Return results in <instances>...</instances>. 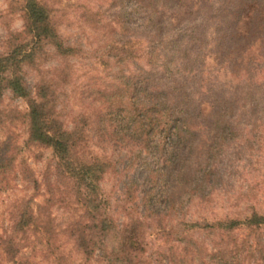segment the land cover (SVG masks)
<instances>
[{"label": "trees", "instance_id": "obj_1", "mask_svg": "<svg viewBox=\"0 0 264 264\" xmlns=\"http://www.w3.org/2000/svg\"><path fill=\"white\" fill-rule=\"evenodd\" d=\"M22 2L25 28L10 35L8 50L0 54V102L6 90L28 101V142L53 149L58 174L70 184L67 195L81 213L57 223L46 206L57 197L53 190L37 211L32 200L21 203L12 232L1 241L6 258L12 264H41L25 252L36 242L52 264H153L147 229L148 221H157L169 241L168 264H264V213L198 220L185 214L169 229L164 223L177 208L202 207L225 188L232 146L250 140L264 145V0H115L121 11L118 29L105 23L115 36L106 65L117 71L102 82L106 86H93L91 103L99 102L100 112L80 107L71 115L62 88L69 74L58 68V80L48 79L40 65L49 46L63 58L81 49L63 39L49 6ZM134 13L146 19L145 35L130 41ZM27 68L40 72L35 95ZM223 74L230 83L219 84ZM98 141L115 151L136 148L131 151L137 158L146 151L162 180L156 193L143 198L145 212L128 213L121 226L101 189L115 162L94 152ZM12 164V156L0 154V175ZM155 199L166 203L167 215L153 212ZM241 230L250 234L240 237ZM62 236L72 250L59 245ZM73 251L81 259H74Z\"/></svg>", "mask_w": 264, "mask_h": 264}, {"label": "rangeland", "instance_id": "obj_2", "mask_svg": "<svg viewBox=\"0 0 264 264\" xmlns=\"http://www.w3.org/2000/svg\"><path fill=\"white\" fill-rule=\"evenodd\" d=\"M41 2L52 9L53 19L63 39L81 49L75 56L63 58L55 54L54 49L49 46L47 48L49 55L41 61L40 67L43 71L41 74L48 79L57 80L56 69H65L69 74L66 84H62L65 93L64 105H67L68 115L80 107L85 109L91 107L92 111L100 112L99 102L91 103L93 86H106L102 82L111 81L115 74L114 70L117 71L114 67L111 71L110 66L106 65V61L112 56L109 53V44L115 36L109 35V28L106 30L105 23H110L111 27L118 29L116 19L121 6H116L115 0H41ZM145 21L143 15L131 14L130 29L127 32L130 41L144 39ZM24 28L25 11L22 0H0V54L8 50L6 42L10 35L21 33ZM121 44L122 41L117 42V45ZM255 48L258 49L259 45L253 50ZM26 71L30 88L35 95V85L40 79V72L33 68H27ZM219 82L230 83L231 79L223 74L219 76ZM28 109L27 100L14 97L9 90L5 91L0 102V154L5 157L12 156L13 164L7 169V174L0 175L1 264H12L5 256L1 241L12 232L14 214L21 203L32 200V207L37 211L38 205H45L46 199L52 197L50 191L53 190V195L57 197L51 205L46 206H49L48 210L53 213L57 223L62 224L68 217L81 213V208L71 203L67 195L70 184L58 174V161L53 149L28 142ZM250 136L252 138H249L253 139L255 133ZM94 148L95 153L100 155L107 153L115 162V169L101 181V189L109 201L111 215L117 225L121 226L122 222L128 221L130 215L128 213L142 215L145 212L143 198L152 192L156 193L160 188L162 180L152 172L155 158L147 155L146 151L141 154V158H137L135 152L131 151L136 148L128 147L122 151H115L111 146H102L99 141ZM229 153L227 162L232 166L227 177V185L215 194L212 202L202 207L193 205L188 212L187 209L177 208L176 214L167 215L166 203L153 200V212L167 215L164 222L166 229L186 217L185 214L190 219L198 220L204 216L209 219L224 216L244 218L253 210L264 213V145L250 140L241 146L235 144ZM152 185H157L155 190H151ZM63 197L68 198L66 202L59 201ZM45 215L43 213V217ZM172 216L175 220H171ZM148 223L149 257L153 264H168L169 241L166 234L161 231L157 221ZM238 234L243 237L250 233L248 230H241ZM30 235L32 240L36 237L34 233ZM112 238L110 247L116 243ZM65 241L67 242V238L62 236L58 243L68 252L73 246ZM33 245L40 247L36 242ZM33 245L27 246L25 252L32 256L37 255V261H42L41 264H52L45 260L40 248L32 251ZM99 253L98 251L97 254ZM73 254L74 259L79 260L82 257L80 253ZM91 264L105 263L93 261ZM246 264H253V261H247Z\"/></svg>", "mask_w": 264, "mask_h": 264}]
</instances>
